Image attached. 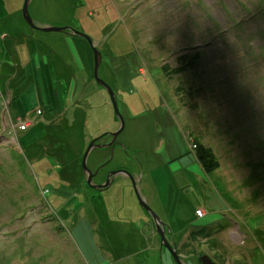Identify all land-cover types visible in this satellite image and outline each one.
<instances>
[{
  "label": "rangeland",
  "instance_id": "obj_1",
  "mask_svg": "<svg viewBox=\"0 0 264 264\" xmlns=\"http://www.w3.org/2000/svg\"><path fill=\"white\" fill-rule=\"evenodd\" d=\"M22 3L0 0V264H96L101 243L92 234L126 229L128 222L111 214L104 222L92 213L87 218L84 190L75 189L79 175L85 184L86 176L81 161L76 165L71 157L79 154L82 160L95 136V143L108 140L105 148H110L115 138L105 132L114 125L117 129L119 122L108 94L94 80L88 41L67 32L31 29L22 18ZM28 12L37 24L72 27L92 39L101 54L98 75L117 86L113 91L123 119V105L138 111L165 104L180 152L187 143L174 120L186 130L188 150L195 156L183 154L177 175L157 166L135 178L149 207L176 234L177 243L166 240L175 245L182 263L201 264L199 256L205 254L217 264H264V0H31ZM32 40L76 65L71 102L92 78L87 92L95 91L89 98L93 113L85 145L64 139L74 111L66 108L69 99L63 94V100L62 90H55L47 77L36 82L24 77L35 67V58L26 71L21 63L39 50L31 48ZM119 57L127 68L121 76L115 64ZM184 58L192 59L190 67L164 74L162 64L173 68ZM43 65L36 70L39 75L45 72ZM195 86L206 91L195 94ZM210 95L213 101L206 100ZM53 109L51 123L47 118ZM156 118L165 124L163 110ZM97 127L101 131L96 135ZM43 137L47 143L36 146ZM195 144L210 153L212 171L198 162ZM103 148H93L86 165H94ZM200 166L204 173L196 182ZM126 177L117 174L106 189L87 186L95 200L110 199L114 208L124 204L118 217L133 219L128 216L131 206L145 216ZM91 182L98 184L94 174ZM71 198L73 207H67ZM140 231L158 235L151 219Z\"/></svg>",
  "mask_w": 264,
  "mask_h": 264
},
{
  "label": "crops",
  "instance_id": "obj_2",
  "mask_svg": "<svg viewBox=\"0 0 264 264\" xmlns=\"http://www.w3.org/2000/svg\"><path fill=\"white\" fill-rule=\"evenodd\" d=\"M3 10L5 11V8H3ZM5 26H7V24H5ZM32 41L34 42V44L33 46L30 45L31 48L36 47L37 50L39 49L40 51L38 50L34 52V54L30 55L24 63H21L23 67L25 65L27 66L25 69L26 71L28 66L29 65L31 66V63L32 61H34L35 58L34 62L36 68L33 66L24 75V77L27 76L30 77L33 82L34 81L36 82L40 78L46 79L47 77L48 79H50L51 83H53L55 90H62V93L61 92L60 93L62 95L61 97L63 98V100L69 99L66 108L68 109L72 108V110L74 111L73 113L74 120L67 125L66 128H67L68 136H65L64 139L68 144L71 141L79 142L80 139L83 142V145H85V143L88 142L89 140L88 139L89 137L86 136L88 119L92 116L93 113L90 112L92 110L91 109L92 106L90 104L89 98H90V94L95 93V91L87 92L88 90H91L88 89V87L92 83V78L89 77L88 80L86 79L87 81H89L88 82L89 84L88 87L84 86L83 89L81 90L82 94L80 95V98L76 102H71V97L73 96V93L72 94L70 93L69 95L68 93L69 90L72 91L76 89V85L74 86L76 75L74 71H72L74 67L76 68V65H74L73 61H71L70 58H69L70 61L63 58L62 53L58 54L56 52H53L52 49H48L47 45L44 42L39 40L36 41L32 40ZM49 50L52 52L51 55ZM40 64L41 65L44 64L43 67L45 66V72L43 71L39 75V72H37L36 70L38 69V66ZM115 64L118 65L116 68L117 75L121 76L126 74L127 68L125 64H123V60L121 57L116 59ZM51 74L53 76H56L54 77L55 78L54 80L51 79ZM16 75L17 73L14 76ZM115 83L116 85H120L119 80H115ZM116 87H111V88L112 90H117ZM16 88H18L17 85ZM97 90H99V88H97ZM118 90H120V86L118 87ZM63 94L66 95L65 96L66 99ZM174 106L177 109V106L175 104ZM122 109H123L122 114L124 116V127L121 130V132L115 137L113 145L110 148L104 147L103 149H101V153L103 154V156L96 157L94 159V165L88 166L87 164L89 169H91L93 172L96 171L94 173L95 183L104 182L108 174L107 173L108 170L111 169L115 170L118 168H126L127 170L130 171V173L134 176V178L139 177L138 180L146 176L151 171H153L157 166H160L161 169H165L168 172L169 176L170 175L175 176L177 175L178 170L182 168L181 157L183 156V154H188L189 152H191L192 155L195 156V154L192 152L193 150L190 151V148L188 150V147H190V143L187 141L186 130L182 127V125L179 122H177V120H174L175 124L182 132V135L187 143V148L184 152H180L181 150L175 148V143L173 141L172 134L170 132V129L168 128V125L170 127L171 123L169 121L168 111L165 109V104L159 105L158 107L144 106L141 107L138 111L133 109V107L130 104H126V106L125 105L122 106ZM159 110H163L164 112L166 118L165 124L159 122L158 121L159 118L158 119L156 118V113ZM53 112H55L54 109L53 111H49L47 119L50 121L53 119L52 117ZM116 127L115 125L112 126L111 129L105 133L109 134L113 132L114 130H116ZM97 128L98 131L96 132V135L99 134V132L101 131V129H99L100 127ZM139 128L143 129L142 133L138 132ZM101 134H104V132ZM96 138L98 137L95 136L92 139H96ZM43 140L44 137L41 140L37 139L36 146L45 144L46 141L43 142ZM107 141H105L104 144H106ZM109 152L110 154L108 156ZM50 156L53 155L50 153ZM134 157H136V159ZM71 158L77 160L76 165L80 164L81 156H79V154H77L76 156L73 155V157ZM54 166H56V164ZM99 166L101 167L97 170ZM135 167H140V169L138 171L134 170L136 169ZM200 169H201L200 171L196 169L197 174L194 173L196 182H198V178L201 179L204 173L202 171L201 166ZM123 175L125 176V174ZM79 176H80V178L78 179L79 184L77 185L76 182L75 189L78 191L81 190L80 188L82 187L84 190L83 191L84 193H82L81 198L84 197V199L87 200L88 205L90 207V211L85 209L84 207L85 205L82 201L80 202L83 205L82 208L84 207L85 212L86 213L88 212L89 214V215L87 214V218L91 217L90 213H92L93 215L92 218L97 219V221L102 220V222H104L108 219L107 216L111 214L116 219L126 220L128 222V224L126 225L127 226L126 229H120L113 232H107L108 230L101 229V230H97V232L95 233L96 235L92 234L93 238H95L98 243L100 242L102 244V245L99 244V254L101 255V259L100 262L96 264H175L174 260L171 259L168 251L160 246L159 237L156 233L152 235L149 233V231L147 232L140 231L141 224L146 225L148 221H150V217L148 216V214L145 212L144 209L142 210V212L144 213L145 216L143 215L139 216V211L136 210L135 206H131L128 208L129 214H131V216L130 215L128 216L133 219H122L118 217V215L121 213V210L124 211V204L121 205V207L118 206L117 208H114L115 207L114 204L111 203L109 199L110 194H105V196L109 200H107L106 198L105 199L102 198V196H100L97 200H95L94 199L95 194L93 190L91 188H88L87 184H85V181L83 183L81 175ZM127 179L129 182L130 179L129 178ZM65 182L66 183L71 182V180L67 178L65 179ZM129 183L131 184V181ZM100 193L102 192H99V194ZM143 198L146 202L147 199L144 194H143ZM72 202L73 200L71 198L65 205L67 207H73V204H71ZM205 214H206V210H205ZM196 216L198 217L197 213ZM194 225L195 224H192L189 227H192ZM189 227H186L183 231L179 232L178 237L181 234H184L186 229H188ZM102 228H104V226H102ZM164 229H165L166 237L170 238L172 241L173 240L176 241L177 243V240L175 238L176 234L171 229V227H168L165 224ZM108 242L110 245L107 244Z\"/></svg>",
  "mask_w": 264,
  "mask_h": 264
},
{
  "label": "water",
  "instance_id": "obj_3",
  "mask_svg": "<svg viewBox=\"0 0 264 264\" xmlns=\"http://www.w3.org/2000/svg\"><path fill=\"white\" fill-rule=\"evenodd\" d=\"M30 1L31 0H23L22 7H21V15H22L23 20L30 26L31 29H35V30H39V31L67 32L70 35L80 36V37L85 38L88 41V43L90 44V47H91V50H92V53H93V77H94V80L108 94V97H109L110 102L112 104V109H113L114 115L118 119V122H119L118 128L115 131L109 133L111 135L112 139H114L121 132V130L123 129V127H124V119H123L121 113L119 112L118 104H117V100H116V96H115L114 91L98 75V68H99V64H100V61H101L100 52L93 45L92 39L87 34L81 32V31H78V30H76V29H74L72 27H66V26L57 27V26H52V25H40V24H37L31 18V16L29 15V12H28V5H29ZM94 140H91V142L86 147V149H85V151L83 153V156H82V160H81V169H82L83 174L86 176L87 184L90 185L93 188L103 189V188L108 187L114 181L113 179H114V177L117 174H125L126 176H128V178L131 180V184L133 186V190H134V193L136 195L138 204L140 205V207L142 209L145 210V212L149 215V217L152 220V222L155 224V229H156V231H157V233H158V235L160 237V244L162 246H164L169 251V253L172 255L173 260L175 261L176 264H183L181 259H180V256L176 252L175 245L173 243L170 244L166 240V238L164 236V225L165 224L161 221V219L158 217V215L147 205V203L145 202L144 198L140 194L139 189L136 186L134 176L129 171H127V170H125L123 168H118V169H115L113 171H110L107 174L106 179H105L104 182L98 183V184H94V183L91 182V176L96 171L91 172V170L86 165L88 154L90 153V151L93 148L107 147L109 145V143L98 144V143H95ZM100 167L101 166H99L97 168V170ZM199 261L201 262V264H217L214 260H212L208 255H205V254H202V255L199 256Z\"/></svg>",
  "mask_w": 264,
  "mask_h": 264
},
{
  "label": "trees",
  "instance_id": "obj_4",
  "mask_svg": "<svg viewBox=\"0 0 264 264\" xmlns=\"http://www.w3.org/2000/svg\"><path fill=\"white\" fill-rule=\"evenodd\" d=\"M180 57V56H179ZM177 57V61H181V59H183L182 57L179 58ZM195 57V55L192 57V59ZM192 59H189V58H184V61H182L181 63H178L177 62V65L174 66L176 68H172V67H168L167 65L165 64H162V69H163V72L166 76H170L172 73L176 72V73H180L181 71H183L184 69L182 68H188L192 65ZM178 66V67H177ZM196 86L194 88H192L191 90L194 91L195 94H200L201 92L203 91H206V90H196ZM220 92L223 94H228L226 90H220ZM221 95V94H220ZM223 97H217L215 100H217L219 103H224V99H222ZM207 101H213V95L209 96L207 99ZM214 100V101H215ZM182 104V103H181ZM196 146V158L198 160V162L202 165V167L204 168V170L206 172H209V171H212L213 169V165H212V158H210V153L208 152V150L204 147V145L200 144V145H197L195 144Z\"/></svg>",
  "mask_w": 264,
  "mask_h": 264
},
{
  "label": "bare ground",
  "instance_id": "obj_5",
  "mask_svg": "<svg viewBox=\"0 0 264 264\" xmlns=\"http://www.w3.org/2000/svg\"><path fill=\"white\" fill-rule=\"evenodd\" d=\"M132 62V61H131ZM142 131H143V129L142 128H139L138 129V132H140V133H142ZM123 147V146H122ZM124 148V147H123ZM196 153V152H195ZM133 192H134V190H133ZM164 236H165V238H166V235H165V229H164ZM159 243H160V241H159ZM160 246L162 247V248H165L164 246H162L161 244H160Z\"/></svg>",
  "mask_w": 264,
  "mask_h": 264
},
{
  "label": "built area",
  "instance_id": "obj_6",
  "mask_svg": "<svg viewBox=\"0 0 264 264\" xmlns=\"http://www.w3.org/2000/svg\"><path fill=\"white\" fill-rule=\"evenodd\" d=\"M202 214H203L202 210L197 212V215H199V216H201Z\"/></svg>",
  "mask_w": 264,
  "mask_h": 264
}]
</instances>
